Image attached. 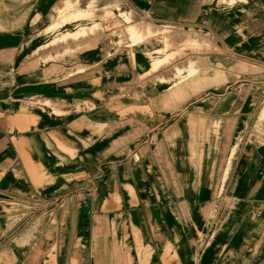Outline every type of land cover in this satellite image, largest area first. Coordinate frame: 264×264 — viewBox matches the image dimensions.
<instances>
[{
	"label": "rangeland",
	"instance_id": "rangeland-1",
	"mask_svg": "<svg viewBox=\"0 0 264 264\" xmlns=\"http://www.w3.org/2000/svg\"><path fill=\"white\" fill-rule=\"evenodd\" d=\"M64 1L0 0V104L6 107L11 104L10 109L13 112L20 114L24 109L26 115L35 117L27 131H41L43 114L51 117L56 123L67 122L74 116L86 114L87 106L77 113L54 114L36 100L50 99L53 102L65 100L69 104L77 101L62 96L66 94L71 96L78 93V90L83 92L85 90L83 88L74 92L72 89L82 85L83 78L86 77L85 73L98 68L107 69L106 75H100L102 79L94 77L93 81L103 89L124 86L123 88L129 89L128 92L127 90L123 92L124 95L129 93L135 98H140L144 89L155 85L167 88L169 94L177 91L178 94L167 104V109H173L178 102L185 100L192 102L209 99L212 95H217V98L222 99L228 94L227 98L230 101L228 111L218 121H208L211 138L209 146L219 150L220 155L215 159L221 179V169H223L220 168L221 163H226L234 150L235 155L229 168V177H226L223 183L226 192L220 199L230 196L233 198L231 185L236 177L244 171L249 175L250 165H254L255 162L260 163L259 151L253 150L254 146L249 141L257 121L258 111L264 107V0H96L97 8H91L92 1L85 0L82 2L81 9L86 10L84 12L88 14H94L87 18H81L75 10L63 16L54 12V9L62 6ZM108 3L114 4L110 6ZM116 5L129 12L131 20L121 16ZM105 14L110 16L104 17ZM55 22L62 24L55 30H51L50 26H53ZM143 22L150 23L157 28L163 26L171 28L169 30L172 36L192 30L206 37L213 45L212 48L196 51L198 55L192 56L202 61L201 64H196L202 67L201 70L195 74H191L187 69L178 71L177 67L188 68L187 62L191 53L187 51L180 53L177 48L168 49L163 54L164 59L169 56L168 59L164 60L157 70L146 74L141 75L136 71L139 59L135 65L131 64L127 68L117 69V61L133 50L127 40L118 41L117 36L120 31H125L130 23L141 24ZM84 23L87 25L97 23L100 27L93 29L97 31L88 33L81 39L52 44L56 37L65 32L76 31ZM124 37H127L125 33ZM46 38H50L48 41L52 40L51 43H45L37 48V52L32 53L35 47ZM32 41L34 42L31 43ZM160 41V37L153 36L147 48L158 47ZM27 42L29 45H26ZM27 46L32 47L27 49ZM66 47L71 49L66 52L64 51ZM102 47L113 50L107 53ZM7 49H10L12 52L10 55L16 59L13 65L6 63L8 51L5 50ZM86 55H89L88 58L96 56L93 57L94 59L81 60ZM53 56L57 58L50 59ZM237 61L245 62L251 67L245 71L232 67L231 65ZM54 63L59 72L45 75L46 67ZM4 69L6 71H3ZM72 81H76L77 85H72ZM95 87L93 86L90 90L93 94L92 100L96 101L93 102L94 107L105 106L111 112L118 110L121 117H124L126 112L122 110V105L116 108L113 105H101L98 102L104 99V94H98V89L101 87ZM112 96L114 100L115 96ZM78 99L82 100V97ZM140 111L155 116L151 108H144ZM131 124L132 126L140 125L138 122ZM104 132L105 130L101 132V135ZM129 137L131 138L115 145L106 154L104 161L111 154L116 157L124 155L130 157L133 150L129 149L132 145L133 149L141 152V147L148 140V130L143 128L135 132L132 128ZM251 142L255 144L254 141ZM153 143L157 144L158 141L155 139ZM122 147H124L123 151L120 150ZM147 157L148 152L143 151L133 160L138 163ZM252 157H255L254 161ZM26 159L22 157V160ZM96 175L100 176V172ZM5 178L8 181L27 180L25 171L21 169L18 159L14 156L7 161L6 165L0 166V184ZM38 179L35 187H28L24 194L20 192L29 199H17L2 194V192L13 191L12 194L17 195L20 191L17 188H8L9 192L0 188V231L2 232L0 234V264L28 263H26V258L29 259L35 249L37 238L29 226L42 212L48 213L39 218L37 223L50 217L58 231L50 233L41 241L39 248L44 250V255L39 263L57 264V260L63 257V249H66L64 259H67L69 207L72 209L76 207L77 211L87 210L82 205L84 202L87 204L88 199L94 193L95 184L93 181L83 180L80 177L76 180V187L65 186L56 189L50 174L45 170L39 174ZM242 182L243 179L240 183ZM260 186L264 189V172H261ZM209 190L211 193L212 188ZM242 192L243 188L239 186L236 197L242 195ZM253 197V199H264L258 194ZM67 199H76V205L71 203V206L68 205ZM213 199L215 203L217 196L213 195ZM219 206L220 204L215 207L214 212H220ZM64 212L65 216L60 219ZM218 222L220 221L211 219L210 223L207 221L205 228H211L214 224L218 227ZM201 235L205 237L204 233ZM83 238L84 234H81V228L78 227L75 249H79L81 254H83ZM85 239H88L87 235Z\"/></svg>",
	"mask_w": 264,
	"mask_h": 264
},
{
	"label": "crops",
	"instance_id": "crops-1",
	"mask_svg": "<svg viewBox=\"0 0 264 264\" xmlns=\"http://www.w3.org/2000/svg\"><path fill=\"white\" fill-rule=\"evenodd\" d=\"M151 69L148 61H138L137 73L143 75ZM106 73L104 68L89 70L84 74L82 85L72 89L74 92L83 88V92L78 90L71 96H62L84 101L88 109L86 114L59 123L43 114V128L39 132L27 131L35 117L26 114L23 119L26 131H20L19 112H13L11 104L9 107L0 104V166L14 156L27 176L26 181L2 180L0 188L4 191L8 188L20 190L17 195H13V191L2 194L29 199L21 193H26L28 187H35L43 170L50 174L56 189L76 187L80 177L95 184L87 204L83 201L86 205L82 206L87 210L69 207L67 259H64L66 249H63V257L57 264H74L76 255L79 264H264V199H253L250 192L251 182L257 178L254 176L257 167L264 172V147L255 150L259 151L260 163L250 165L249 175L244 171L243 182L239 185L243 192L238 196L241 199L236 200L235 210L231 211L232 206L226 212H214L213 217L204 211L214 202L213 192L221 179L215 159L220 153L209 146L208 121L216 122L228 111V94L222 99L212 95L209 99L185 100L167 109L170 101L167 88L155 85L144 89L140 98H135L129 93L124 95V91H129L124 86L103 89L93 82L94 77ZM72 85L77 82L72 81ZM93 86L101 87L98 94H104V99L98 100L101 105L116 108L122 105L125 116L105 106L95 108L93 102L96 101L92 100L90 91ZM81 97L82 100L78 99ZM144 108H151L155 116L142 113L140 110ZM135 109L138 110L133 112ZM191 116L195 117V124L191 123ZM132 122L140 125L132 126ZM132 128L135 132L143 128L148 130V140L141 147L142 151L133 149L132 145L130 157L111 154L104 161L115 145L131 138ZM155 139L157 144L153 143ZM143 151L148 152V157L135 162L133 158ZM23 152L36 165L35 175L29 172L26 160H22ZM252 159L254 161L255 157ZM98 172L100 176L97 177ZM256 194L264 197L262 186ZM70 203L76 205V199H67V204ZM47 213L35 217L29 226L37 238L35 249L29 259L26 258L27 264L33 262L34 253L40 250L45 236L58 231L50 217L37 223ZM64 216L65 212L60 219ZM210 219L219 220L218 227L214 224L205 228ZM223 220L227 221L224 227ZM78 227L84 234L83 254L75 249Z\"/></svg>",
	"mask_w": 264,
	"mask_h": 264
},
{
	"label": "bare ground",
	"instance_id": "bare-ground-1",
	"mask_svg": "<svg viewBox=\"0 0 264 264\" xmlns=\"http://www.w3.org/2000/svg\"><path fill=\"white\" fill-rule=\"evenodd\" d=\"M85 0H65L62 3V6H58L54 9V12L58 13L60 16H63L65 13H70L71 11L77 12L81 18H87L89 16H94L93 13H89L88 12H84L86 10L81 9L82 8V2ZM91 8H97L96 5V0H91ZM228 1V0H227ZM233 1V0H231ZM114 3H108V5L112 6ZM116 7L119 9L121 16L123 17H127L128 19L131 20L130 16L131 14H129V12L121 9V6L116 5ZM109 17V14H105L104 17ZM62 23L61 22H55L54 24H52L53 26H50L51 30H55L56 28H58ZM117 24V23H116ZM115 25V24H114ZM100 27L99 24L94 23L93 25H87V24H83V26H81L78 30L76 31H69V32H65L63 33L61 36L56 37L54 39V41L52 42L53 45L56 44H60V43H65L66 41L69 40H78L81 39L83 37H85L88 33L91 32H95L93 31V29H98ZM171 28H167L165 26L161 27V28H157L156 26L147 23V22H143L141 24H132L130 23V25L127 27V29L125 31H120L118 37V41H122L124 42L125 40H127V43L130 44V46L132 47L133 50L129 51V54L124 56L122 59L117 61L116 67L117 69H124L127 68L128 66H130L131 64L135 65L137 63V59H139V62H141L142 60L148 61L151 64V71L157 70V68L159 67V65L164 62V60L168 59V57L166 59L165 56L163 55L164 53H166L168 51V49H173V48H177V51L181 52H190L191 54H189V60L187 62L188 64V68H180L177 67L178 71H183L184 69H187L190 71L191 74H195L198 73V71L201 70L202 67L197 66V63H202V61L199 58H193L192 56H196L198 55V53H195L196 51H200L203 49H211L213 45H211L210 41L206 38V37H202L201 35H199L197 32L189 30L186 31L185 33H181L177 36H172V34H170V30ZM124 33L127 37H124ZM129 36V37H128ZM153 36H158L160 37L161 41H160V45L156 48H147L148 45L150 44V39L153 38ZM38 39H40L39 37H37ZM42 39V38H41ZM48 39L50 38H46L43 42H41L39 45H37L35 47V49L32 51L33 52H37V48H39L40 46H43L45 43H51L52 40L48 41ZM34 41H32L31 43H33ZM25 44V42H24ZM35 44V43H34ZM26 45H29V43L27 42ZM32 47V46H31ZM30 46H27V49L31 48ZM33 47V48H34ZM71 48H64V51H69ZM102 49H104L103 51L105 52H112V50H110L107 47H102ZM7 52V57H6V63L9 65H13L15 63V57L13 55H10L12 52L10 51V49L5 50ZM15 51V49H14ZM5 52V53H6ZM176 52V51H174ZM49 57H51L52 55H48ZM89 55L84 56L83 58H81V60L83 59H88ZM48 57V58H49ZM56 57H52L50 59H55ZM49 60V59H48ZM101 62V61H100ZM52 65H56L55 63ZM51 65V66H52ZM219 65H223L221 63H219ZM49 66L45 71V75H50V74H56L57 72H59V70L57 69V65L51 67ZM232 67H235L236 69L239 70H248L251 66L245 62H241V61H237L235 63H233L231 65ZM230 66V67H231ZM3 71H6V69H4ZM178 94L177 91H172L170 93V100L173 99L176 95ZM73 101V100H72ZM37 103L43 105V107L45 108H49L50 111H52L54 114H66L68 115L69 113L73 112V113H77L80 110L86 108V103L84 101H73L70 104L67 103L65 100L62 102H53L50 99H37L36 100ZM264 102V100H263ZM64 108H66L67 110H65ZM25 117V110L23 109L20 112V116L18 118L19 123L21 124L20 128L23 130L24 127L27 128V124L26 122L23 120ZM191 123L195 124L196 123V119L194 116H191ZM251 141H254V143H252ZM250 144L252 146H254V150H260L261 148L264 147V107L261 108L260 112H259V119L257 121L256 126L253 128V131L250 135ZM256 148V149H255ZM234 150H232L229 159L226 163H221L220 168L222 171V179L221 181L218 182V185L216 186L215 192L213 193V195L217 196V201L215 203H210L209 205H207L204 209V211H206L207 213H210L211 216H213L214 213V209L215 207L220 204L219 208L220 212H226L228 210V208L232 207L231 211L235 210V207L237 205L236 200L238 199V197H236V193L238 191V187L241 184L240 181L243 179V176L240 174H245L244 172L240 173L239 176L236 177V179L234 180L233 184L231 185V189L233 190L234 193V197H228L226 199H220L221 197H223L224 193L226 192L225 190V186L223 185L225 178L229 177V168L230 165L233 163V156L235 155V153L233 152ZM23 156L27 157L28 155L23 152ZM26 166L28 167L29 172L32 175H35V173H37V167L36 165L30 161L28 158L26 159ZM254 176H256V181H252L251 182V195L254 196L260 186V182H261V171L260 169L257 167V171L254 172ZM37 177V176H36ZM38 179V177H37ZM39 180V179H38ZM239 199H241L239 197ZM238 199V200H239ZM211 222V219L208 221V223ZM206 223V227L207 224ZM227 221L223 220L222 221V227H224L226 225ZM44 255V250H39L34 256L35 259L33 260L32 264H40L39 261L41 260V258ZM74 264H79V256L76 255L74 260H73Z\"/></svg>",
	"mask_w": 264,
	"mask_h": 264
}]
</instances>
